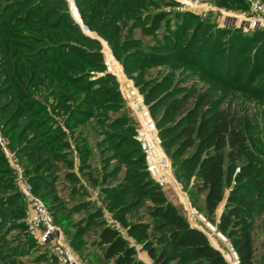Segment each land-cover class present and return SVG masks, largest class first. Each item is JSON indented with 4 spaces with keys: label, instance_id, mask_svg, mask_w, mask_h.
Instances as JSON below:
<instances>
[{
    "label": "trees",
    "instance_id": "obj_1",
    "mask_svg": "<svg viewBox=\"0 0 264 264\" xmlns=\"http://www.w3.org/2000/svg\"><path fill=\"white\" fill-rule=\"evenodd\" d=\"M75 2L84 25L107 42L144 94L192 207L228 241L240 264L263 263L257 240L260 230L264 235V126L242 104L248 97L264 105V31L198 23L188 13L165 12L176 4L170 0ZM138 30L153 43L137 38ZM158 65L172 68L159 81L149 69ZM177 67L184 77L166 89ZM104 71L101 41L83 32L65 0H0V127L72 248L88 247L85 237L94 233L93 264H146L118 229L105 224L102 210L84 200L83 175L154 264H228L151 178L116 78L91 74ZM231 91L244 95L242 101ZM57 113L66 115L62 123L73 136L90 120L103 128L99 174L90 164L87 134L75 138L80 176L74 171ZM61 180L69 184L68 199L61 197ZM24 206L17 171L0 148V235L27 231L19 221ZM27 254L10 249L0 261Z\"/></svg>",
    "mask_w": 264,
    "mask_h": 264
},
{
    "label": "rangeland",
    "instance_id": "obj_2",
    "mask_svg": "<svg viewBox=\"0 0 264 264\" xmlns=\"http://www.w3.org/2000/svg\"><path fill=\"white\" fill-rule=\"evenodd\" d=\"M68 3L69 12L73 19L79 24L83 32L95 39H98L101 41L102 45V54H103V63L105 66L104 61V53L109 52L113 55L114 60L119 63V65L124 70L126 76L131 79L134 83V78L130 77L121 62L114 56L111 48L107 44L106 41L101 39L97 36L96 33L91 32L88 27H86L80 17L77 5L75 0H65ZM175 2L176 4H172L170 6L163 7V10L168 13H188L190 15H193L197 18L195 22L198 23H204L207 25H213L216 27L221 28H239L242 29L243 32L247 34H251L257 30H263L264 27H254L252 26V22L249 20L250 18V7L248 4H246L243 0L241 2H232L229 0H181L182 2L178 0H170ZM264 2V0H263ZM155 8H151V11H155ZM212 9V10H211ZM194 23V22H193ZM137 38L143 39L144 42L148 44H152L153 40L151 37H143L140 30L136 33ZM150 74L153 78L157 79L158 81L162 79L165 75H168L172 72V68L169 65H158L150 67ZM183 67H177L174 80L170 84L166 86V89L173 86L172 83H175L177 80L184 77V73L182 74ZM104 73L108 74L106 66L104 72H91L92 75H94V78L102 76ZM117 80V79H116ZM118 83V81H117ZM136 84V83H135ZM137 86V85H136ZM118 88L120 91L119 83ZM121 93V92H120ZM233 93V91H231ZM233 97H238L239 99L237 101H242L240 99L241 97H244V95L240 93H233ZM247 101L242 104V106L247 107L249 109V114L254 117L256 120V123L259 126H264V105L255 100L247 99L248 97H244ZM123 99V98H122ZM54 100H50L48 102L49 104V111L52 112L53 107L51 104ZM124 101V100H123ZM124 107L129 115V117L133 120L135 128L138 127V122L136 119L135 114L133 113L132 109L124 102ZM55 119L61 122L62 128L65 130V132L68 135V141L71 143V149H72V158L74 161V171L80 176L79 167H80V157H79V149L76 147L75 144V138L79 134H87L89 137L88 140V146L87 148L91 152L90 157V164L92 166V170L95 174H99L100 170L102 169V164L100 161V149L97 146V143L102 140L103 136H101L99 133L103 130V128L98 124L97 120H90L86 125L77 127L75 130L74 136L72 135L71 128H66L62 121L65 118L64 113H57ZM118 114H111V116H117ZM0 133L6 140L8 141V150L12 155H15L17 159L18 165L22 168V163L20 160V156L17 155L16 149H11V140L10 138L5 135V133L2 131L0 127ZM1 148V147H0ZM2 150V149H1ZM3 152V151H2ZM4 154V153H3ZM5 155V154H4ZM6 157V156H5ZM8 160V159H7ZM10 164V163H9ZM11 165V164H10ZM12 167V166H11ZM81 183L85 187L86 190V196L84 200L92 201L97 208L101 209L103 212V220L106 225L112 226L120 231V234L127 239V241L130 243L131 246H133L137 250V256L140 260H142L146 264H154V262L150 259V257L147 255V253L143 250L142 245L137 243L135 239H133L131 236L127 234L126 229L122 226V224L117 220L114 219L113 213L109 210V208L105 204V199L101 195L100 190L98 187H95L89 183V181L84 177L83 175L80 176ZM62 179V178H61ZM176 180V179H175ZM177 181V180H176ZM178 183V182H177ZM179 184V183H178ZM68 183L64 180H61L59 186V189L61 190V197L68 199L69 197V189ZM179 189L182 191L179 193L176 186L173 185H167L163 188V192L168 197L169 201L174 203L176 206H178L181 211L187 216L190 224L193 227H196L198 229H201L209 238V241L211 245L218 248L224 256L230 257L231 250L230 244L227 240H223L221 237H219V232H217L214 225H211L206 221V219L201 215L194 212L196 210L192 207L191 201L187 195V193L182 189L181 185L179 184ZM81 198H77L75 202L71 203L73 205L74 203L80 201ZM71 207V206H70ZM224 204L219 208L218 214H221L223 211ZM25 210V216L20 219V222H23L25 224V217L28 212L27 205L24 206ZM193 210V211H192ZM4 216L10 218V215L7 211L3 213ZM85 213H79L74 216V221L78 222L81 219L85 217ZM112 220L114 222H112ZM112 223V224H111ZM209 224L214 227L215 229L211 228ZM26 225V224H25ZM61 228V227H60ZM62 229V228H61ZM64 229V231H63ZM62 231L64 233V236L69 243L70 236L66 233L65 228H63ZM27 231L23 230H13L9 234L0 235V253L5 254L10 249H19V250H27L28 254L26 256L17 257L11 260L7 261H0V264H59L58 260L56 259L51 245H43L41 244L36 238L30 237L29 234H26ZM260 241L257 240V256L258 260L260 261V256L264 255V249H261L260 243L264 242V235H263V229L259 231ZM85 240L88 242V247L84 246L83 249H74L75 256L80 261L81 264H93V261L95 258L90 257V255L93 253V249L91 246L92 241H94V233H91L85 237ZM70 244V243H69ZM45 257V258H44ZM96 261V260H95ZM262 261V260H261ZM264 261V260H263ZM261 264H264L261 263Z\"/></svg>",
    "mask_w": 264,
    "mask_h": 264
},
{
    "label": "built area",
    "instance_id": "obj_3",
    "mask_svg": "<svg viewBox=\"0 0 264 264\" xmlns=\"http://www.w3.org/2000/svg\"><path fill=\"white\" fill-rule=\"evenodd\" d=\"M178 1L182 2L181 0ZM245 1L250 7L249 20L252 22V26L264 27L263 0ZM104 61L108 74L113 75L119 83L124 102L132 109L136 116L138 127L134 139L139 143L143 151L147 170L151 178L162 188L170 184L173 185L171 180H175V177L172 162L163 148L156 120L152 115L150 105L145 101L144 94H142L139 87L126 76L124 70L119 63L114 60L111 53L105 51ZM0 147L11 166L17 171V185L28 207V212L25 217L28 234L36 238L43 245H51L52 251L59 264H81L75 256L74 249L67 242L62 229L55 223L54 217L46 204L40 197L35 195L32 184L25 177L22 168L17 163L15 155L9 152L8 141L1 133ZM176 184L179 186L177 181ZM194 212H196V210H194ZM112 222L114 221L112 220ZM218 235L223 240H226L222 235ZM229 250H231L230 257H228L229 259L224 256L228 264H240L239 257L231 246Z\"/></svg>",
    "mask_w": 264,
    "mask_h": 264
},
{
    "label": "bare ground",
    "instance_id": "obj_4",
    "mask_svg": "<svg viewBox=\"0 0 264 264\" xmlns=\"http://www.w3.org/2000/svg\"><path fill=\"white\" fill-rule=\"evenodd\" d=\"M171 182L176 186V188L178 189L179 193L182 192L179 187L176 184V181L174 179L171 180Z\"/></svg>",
    "mask_w": 264,
    "mask_h": 264
},
{
    "label": "water",
    "instance_id": "obj_5",
    "mask_svg": "<svg viewBox=\"0 0 264 264\" xmlns=\"http://www.w3.org/2000/svg\"><path fill=\"white\" fill-rule=\"evenodd\" d=\"M210 225V224H209ZM211 226V225H210ZM194 228H196V227H194ZM211 228H213V229H215L214 227H212L211 226ZM198 229V228H197ZM198 230H201V229H198ZM202 231V230H201ZM221 235V234H220ZM208 237V236H207ZM213 246V245H212ZM214 247V246H213ZM214 248H216V247H214ZM217 250H219L218 248H216ZM220 251V250H219ZM221 252V251H220Z\"/></svg>",
    "mask_w": 264,
    "mask_h": 264
}]
</instances>
